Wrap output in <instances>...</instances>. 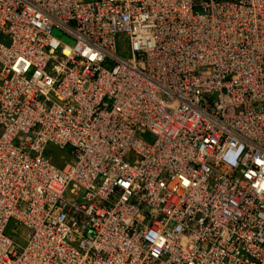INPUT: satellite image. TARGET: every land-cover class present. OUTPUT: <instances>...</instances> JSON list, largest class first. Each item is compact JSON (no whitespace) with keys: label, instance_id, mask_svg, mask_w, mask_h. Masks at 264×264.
<instances>
[{"label":"built area","instance_id":"obj_1","mask_svg":"<svg viewBox=\"0 0 264 264\" xmlns=\"http://www.w3.org/2000/svg\"><path fill=\"white\" fill-rule=\"evenodd\" d=\"M0 264H264V0H0Z\"/></svg>","mask_w":264,"mask_h":264},{"label":"rangeland","instance_id":"obj_2","mask_svg":"<svg viewBox=\"0 0 264 264\" xmlns=\"http://www.w3.org/2000/svg\"><path fill=\"white\" fill-rule=\"evenodd\" d=\"M53 36H54L55 38H57V39H60V40L64 41V42H68V40H66V39H65L60 33H58V32H54V33H53ZM121 47H124V44H123V43H121ZM120 52L123 53V51H122L121 48H120ZM21 235H22V234H21ZM21 238H22V236H21ZM18 240H19V239H18ZM20 244L23 245L24 242L21 241Z\"/></svg>","mask_w":264,"mask_h":264}]
</instances>
